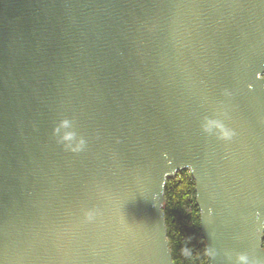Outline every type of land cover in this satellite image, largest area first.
I'll list each match as a JSON object with an SVG mask.
<instances>
[{
    "label": "water",
    "instance_id": "obj_1",
    "mask_svg": "<svg viewBox=\"0 0 264 264\" xmlns=\"http://www.w3.org/2000/svg\"><path fill=\"white\" fill-rule=\"evenodd\" d=\"M183 171L209 264L264 261V0H0V264H173Z\"/></svg>",
    "mask_w": 264,
    "mask_h": 264
},
{
    "label": "trees",
    "instance_id": "obj_2",
    "mask_svg": "<svg viewBox=\"0 0 264 264\" xmlns=\"http://www.w3.org/2000/svg\"><path fill=\"white\" fill-rule=\"evenodd\" d=\"M195 198V184L189 171L167 180L163 212L173 264H209L200 237V213Z\"/></svg>",
    "mask_w": 264,
    "mask_h": 264
},
{
    "label": "clouds",
    "instance_id": "obj_3",
    "mask_svg": "<svg viewBox=\"0 0 264 264\" xmlns=\"http://www.w3.org/2000/svg\"><path fill=\"white\" fill-rule=\"evenodd\" d=\"M71 124L67 120H63L60 124L53 128L52 135L57 138V143H61L66 151L79 152L85 147V140L83 138L73 146L71 143L76 138V134L73 131H63L69 129ZM201 130L210 136H215L218 140L231 141L235 136L236 132L234 129L229 128L222 119L204 117L201 121ZM86 220L93 218V213L87 211L84 213ZM214 254V253H213ZM232 260L231 257H229ZM232 264H264V261L256 258H249L246 253L235 254V259Z\"/></svg>",
    "mask_w": 264,
    "mask_h": 264
}]
</instances>
